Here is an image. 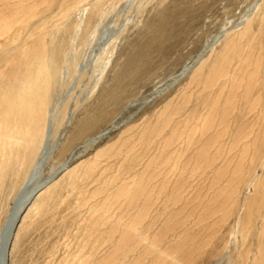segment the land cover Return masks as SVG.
Here are the masks:
<instances>
[{
	"label": "rangeland",
	"instance_id": "rangeland-1",
	"mask_svg": "<svg viewBox=\"0 0 264 264\" xmlns=\"http://www.w3.org/2000/svg\"><path fill=\"white\" fill-rule=\"evenodd\" d=\"M263 8L0 0V68L45 36L54 148L34 178L0 179V231L28 180L58 194L24 211L9 264H264Z\"/></svg>",
	"mask_w": 264,
	"mask_h": 264
},
{
	"label": "bare ground",
	"instance_id": "bare-ground-1",
	"mask_svg": "<svg viewBox=\"0 0 264 264\" xmlns=\"http://www.w3.org/2000/svg\"><path fill=\"white\" fill-rule=\"evenodd\" d=\"M30 7H29V9H30ZM23 11H24V9H23ZM262 12H263V10H262ZM30 13L32 14V12H30ZM263 21H264V15H263ZM254 25H255V23H254ZM2 27H4V26H2ZM251 27H252V25H250L247 28L245 27V30L241 33L240 36L243 38L246 37V38H248L247 40H249L250 37L248 35H249V32H251L250 31ZM69 28H71V27H68V29ZM2 30H4V28L0 29V37L2 36L1 33L4 34V32H2ZM261 31H262V29H261ZM44 43H45V36L42 37L40 41H38L37 46H35L33 49L28 50L26 47V48H23L22 50H19L13 56H11L10 58L7 59V63L5 64V66H2L0 68V179H2L3 177L5 178V176L8 174L10 169L15 173L16 177H17V174L19 176V173L22 172L21 174H24V175L27 174L29 179L32 177L34 178L36 172L40 169L43 161L49 157V155L52 153V149H54V148H52V142H50L52 140L51 139L52 134L50 132L51 129H49V124L51 122L48 124V116L45 113L46 105H48L47 103H49L48 102L49 101L48 100L49 95L52 94V93L50 94V90L52 87L51 84H52L53 79H52V71L49 70L48 64L43 59L44 58L43 57L44 56V49H43ZM255 44H257V43H255ZM230 49L231 50L234 49L235 53H237L240 50L242 52H244V49L241 48V44H238V45L233 44L230 46ZM61 50H63V47H59V50L56 51V57H54V59L52 60L51 64H53L54 67L57 66V64L59 63L60 53L62 54V52H63V51L61 52ZM253 51H254V49L252 47H249V51H247L245 57L242 59V56H241L239 58V61L241 63L246 64L247 66H249V64L252 61H256V68H259V67H257V65H259V58L255 57V53H253ZM231 56L233 57V54ZM235 58H237V57H235ZM221 60H222V63L226 66L227 64H229V62H231V57L224 56ZM216 63H218V62H216ZM224 65L221 66L220 68H218V67L213 68V71H212L213 75H219V73L224 72V70H221L224 67ZM243 75H244V73H243ZM223 78H226V77H223ZM249 84L252 85L251 83H249ZM230 85H231V83H230ZM241 86H242V84H241ZM34 88H36V89H34ZM250 91H251V87H248L246 98L249 97ZM232 107H233V105H232ZM50 126H51V124H50ZM252 133H253V131H252ZM98 138H99V136H97L94 140L97 141ZM224 140H226V139L224 138ZM213 144L215 145V143H213ZM92 164L93 163H91V165ZM204 165H206V164H204ZM94 166H96V164H94ZM64 167H67V164H65ZM91 168H92V166H91ZM95 168L96 167H93V169H95ZM88 169H90V168H88ZM12 171H10V172H12ZM90 171H91V169H90ZM38 172H40V171H38ZM10 174H8V176ZM68 174H69V172H68ZM13 176H14V174H13ZM74 176L76 177L77 174H74ZM74 176H72V177H74ZM21 177L22 176H19L17 178L20 180ZM17 178L15 179L13 177L14 181L17 180ZM69 178H71V177H69ZM76 179H77V177H76ZM76 179L74 180V178H73L74 182L76 181ZM19 180H17L16 184L19 182ZM25 180H26V178H25ZM53 180H54V177H52L51 179H49L45 182H40V183L38 182L36 184H31V185L29 184L30 180H28V183L23 184L24 185L22 187L23 189L21 188L22 192L18 196L20 198V200L14 206L13 210L6 217V220L3 223V226H2L1 231H0V257H1V243H3V240H4L3 235H4L5 225L8 224L9 222H16L18 220L16 223V226H15V229L13 231V237L11 239V244H10V248H9V258H10L11 249L13 247V244L15 243L14 240L16 237V230L19 227V223H20L22 217L25 215V214H23L24 211L26 212V210H31L34 205H37V206L44 205L47 202V201H45V203H44L43 202L44 200L41 198L48 193L47 191L52 192V190H54V189H52L53 186L51 185V182ZM66 181H67V179H66ZM14 183H11L12 186ZM61 183H59V184L60 185L64 184V183H62V184ZM0 184H1L0 186H2V182H0ZM59 184H57V185H59ZM70 184L71 183L64 184V185H70ZM6 185H10V184H6ZM12 186L10 185L9 188H11ZM2 187H4V186H2ZM6 187H8V186H6ZM6 187H4V188H6ZM66 187L67 186H65V188ZM54 192H56V191L54 190ZM60 192L61 191H59V193ZM56 194H57V192H56ZM48 197H49V195H48ZM48 197H46V198H48ZM55 197L56 196H54V198ZM48 200L50 201L51 199L48 198ZM111 204L109 203L108 205H111ZM34 208H35V210H37L36 206H34ZM42 208H44V207H42ZM41 209H38V210L40 211ZM30 212H32V214H34L33 211H29V213ZM13 216L18 217V219L17 218L12 219ZM0 264H2L1 258H0Z\"/></svg>",
	"mask_w": 264,
	"mask_h": 264
},
{
	"label": "water",
	"instance_id": "water-1",
	"mask_svg": "<svg viewBox=\"0 0 264 264\" xmlns=\"http://www.w3.org/2000/svg\"><path fill=\"white\" fill-rule=\"evenodd\" d=\"M105 133H102L99 135V138L104 135ZM13 218H17L16 216H13ZM18 221V220H17ZM16 222H9L8 224L5 225V229H4V240L3 243H1V263L2 264H8L9 263V248H10V244H11V239L13 237V231L15 229L16 226Z\"/></svg>",
	"mask_w": 264,
	"mask_h": 264
}]
</instances>
